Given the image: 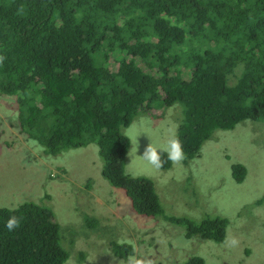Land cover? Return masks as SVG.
Here are the masks:
<instances>
[{
  "label": "trees",
  "instance_id": "1",
  "mask_svg": "<svg viewBox=\"0 0 264 264\" xmlns=\"http://www.w3.org/2000/svg\"><path fill=\"white\" fill-rule=\"evenodd\" d=\"M3 94L17 95L7 116L47 154L69 156L95 140L104 178L125 191L134 211L185 227L189 240L221 243L228 225L238 227L234 218L167 214L157 179L127 171L133 147L123 128L180 105L184 118L176 137L186 174L194 162L202 167L203 145L218 132L248 120L264 123V0H0ZM162 159L160 169H171ZM224 159L233 163L236 182L252 175L230 154ZM34 195L15 212L0 207V264H65L70 258L59 207L48 204L49 194ZM255 204H264V194ZM11 215L21 222L9 232L4 222ZM112 251L135 261L130 244L114 243ZM205 263L192 255L174 264Z\"/></svg>",
  "mask_w": 264,
  "mask_h": 264
},
{
  "label": "rangeland",
  "instance_id": "2",
  "mask_svg": "<svg viewBox=\"0 0 264 264\" xmlns=\"http://www.w3.org/2000/svg\"><path fill=\"white\" fill-rule=\"evenodd\" d=\"M13 102L14 99L0 97V131L6 132L0 138V206H18L34 184V196L49 194L48 204L59 207L65 224L62 244L70 253L65 264H133L115 257L107 243L132 245L137 264L181 263L192 255L204 258L205 264H264V204L254 205L264 194L263 122L248 120L232 130L218 132L203 145L207 152L202 167H196L194 162V169H187L186 175L182 161L169 170L158 171L140 156L148 143L158 146L177 136L183 108L176 105L161 117L153 119L149 114L133 121L139 123L143 118L150 137L145 133L138 136L137 149H130L127 171L133 176L149 174L158 180H154L156 190L169 215L188 216L196 221L214 216L234 218L238 227L228 225L224 241L217 243L202 237L189 240L185 227L134 211L123 189L88 169L89 163L94 168L103 165L97 144L71 149L69 152H74L69 156H45L36 151L38 143L28 140L20 133L19 124L4 114L3 107L9 108ZM23 151L37 158L28 166L32 175H27V167L22 168L15 160ZM229 154L235 163H243L253 172L244 183L236 182L233 163L224 159ZM12 162L16 165L7 168ZM60 164L65 170H59V179H51L47 191L43 188L47 178ZM89 221L95 222L90 230ZM191 241L196 243L195 249ZM245 245L251 250L249 256L245 255Z\"/></svg>",
  "mask_w": 264,
  "mask_h": 264
},
{
  "label": "clouds",
  "instance_id": "3",
  "mask_svg": "<svg viewBox=\"0 0 264 264\" xmlns=\"http://www.w3.org/2000/svg\"><path fill=\"white\" fill-rule=\"evenodd\" d=\"M3 97H8L9 99H14V100H16L18 98L17 95L8 96V95H4V94H3ZM8 110H9V108L3 107V111H4V114L6 116H7L6 112ZM19 127L21 128L20 125H19ZM20 133L21 134H25L26 137H28V140H33V141H36L38 143V146L36 147V151L37 150L40 151L45 156L53 155V154H47L45 152L44 146L41 143H39L37 140H34V139L29 138L30 135L28 133L24 132V130L22 128L20 130ZM141 133H145V134H147L148 137H150L149 134H148V127L144 123V121H142V120L139 123H135L134 122L132 125H130L128 128H126L125 131H124V137H126L128 139V141H130L132 143V147L133 148L137 149V143H136V141H137L138 136ZM5 134H6V132L0 131V138H3V135H5ZM76 134L79 135L80 137L82 136L81 132H78ZM91 143H95V144L99 145L95 140L91 139L86 145H84V147L88 146ZM1 156H2V154L0 152V157ZM54 156H56V155H54ZM140 156L153 169L158 170V169H160L162 167L163 163L165 162V160L162 159V157H166V160L168 162H171L173 165H175V164L181 162L185 158V153H184V149H183L182 143L179 140V138L173 136L172 138L168 139L165 143L160 144L158 146H154L150 142L144 148L143 153ZM15 160H18L19 161V165H21L22 168H25L24 166H26L27 167L26 169H28V168H30L28 166H30L31 164L36 163L37 158H36L35 154H29V155H27V153L23 151V152L20 153V156H18V158H16ZM53 161H54V159H53ZM13 165H16V163L15 162H12L10 165L7 166V168L13 167ZM173 165H172V167H173ZM58 166H61V167H58ZM59 168H64V165L60 164V165H57L56 166V171L55 172H51L52 173V176H49V177H51V179L54 178V177H57L58 179L60 178ZM88 169H91L93 172H95L99 176H101V174H102V172H101L102 167L94 168L91 163H89ZM161 170H158V171H161ZM62 171H64V170H62ZM25 173L28 175V172L27 171ZM29 175H32V173H30ZM102 176H103V174H102ZM51 179L47 178L46 184L43 187L44 189H47V187L50 184ZM70 182L74 183L73 181H70ZM176 183L177 184H181L179 182H176ZM36 189H37V184H36V186L34 184L32 186V188H31V190H30V193L25 194V196H24V198H23V200L21 202H24L28 197L34 195L36 193ZM254 205H257V204H255V202H254ZM0 207H8V206H0ZM8 211L9 212H15L16 211L15 206L9 207L8 208ZM248 212H249V210H248ZM171 216H176V215H171ZM221 217H224V216H221ZM20 222H21V219L19 217H17L16 215H11L4 222V228H6L9 232H11V231H13L14 229H16V228H18L20 226ZM89 223H91L93 225H89ZM94 223H95L94 221H89L88 222V228L89 227H93L94 226ZM89 230H90V228H89ZM257 238L258 237H256V238L254 237V239H256V240H257ZM232 243H235V241H233ZM107 244L113 249V245L114 244H112V245L110 243H107ZM112 253H113V251H112ZM131 263L137 264L136 260L133 261V262H131ZM157 264H159V263H157Z\"/></svg>",
  "mask_w": 264,
  "mask_h": 264
}]
</instances>
